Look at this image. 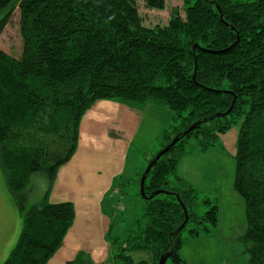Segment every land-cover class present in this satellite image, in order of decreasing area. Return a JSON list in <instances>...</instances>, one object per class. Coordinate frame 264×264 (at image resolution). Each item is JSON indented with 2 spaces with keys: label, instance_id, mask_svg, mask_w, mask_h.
<instances>
[{
  "label": "trees",
  "instance_id": "1",
  "mask_svg": "<svg viewBox=\"0 0 264 264\" xmlns=\"http://www.w3.org/2000/svg\"><path fill=\"white\" fill-rule=\"evenodd\" d=\"M144 2L165 9L166 0ZM5 10L0 37L18 11L23 43L18 59L0 50V163L12 193L22 197L34 174L54 180L76 154L81 122L97 102L168 109L173 122L144 173L146 222L122 243L117 238L114 259L159 264L169 256L184 264L189 224L217 226L219 211L206 202L209 211L197 216V191L178 166L190 140L207 152L240 123L234 188L246 206L242 242L250 244L249 264H264V0H183L184 17L176 9L167 25L151 28L139 0H0ZM75 219L72 203L46 198L25 212L5 264H48ZM68 264L93 262L79 253Z\"/></svg>",
  "mask_w": 264,
  "mask_h": 264
},
{
  "label": "rangeland",
  "instance_id": "2",
  "mask_svg": "<svg viewBox=\"0 0 264 264\" xmlns=\"http://www.w3.org/2000/svg\"><path fill=\"white\" fill-rule=\"evenodd\" d=\"M176 9L184 17L183 0H166L164 10L148 9L144 0H139L140 15L144 25L150 28L167 25ZM5 12L6 10L0 13V20ZM0 50L17 59L22 55L23 43L19 32L18 11L13 14L0 37ZM122 104L115 100L99 101L84 116V139L88 143H95L96 146H108L109 151V147H111L110 155L115 160L114 168L119 164L118 159L121 163L125 160L118 154H126L128 166L123 177L117 179L125 187H122L121 190L113 188L119 190L123 195L120 193L121 198L117 197V200L113 202V211L108 217L109 228L105 225L107 222L104 224L103 218L99 217L97 213L84 218V234L81 233L80 228L73 229V226L68 233L67 246L62 248L63 250H59V252L61 251L59 257L65 258L66 264L74 260L79 253L88 255L93 264L106 263L107 261L106 264H113L115 252L117 253L121 247L116 242L117 238H120L118 241L122 243L127 239L129 231L137 222L143 224L146 222V219L143 218L146 199L142 194V179L148 169V160L151 154L156 156L160 152L158 151L161 148L159 138L173 122V113L168 109L151 111L146 106L141 107V113L137 114V118H134L126 111L125 104H123L125 107ZM239 130L240 123L220 138L219 145L204 153L195 150V142L192 140L187 145L189 154L182 161L191 162L200 167V173L193 174L190 165L185 166L189 178L187 183L198 194L195 213L199 217L204 216L209 211L206 202H210L218 207L219 216L217 226L207 223V228H204V226H197L195 223L189 224L184 232L183 246L180 251L184 264H249L246 249L250 247V244L242 242V238L247 232L246 206L234 188L235 154ZM102 149L96 153L104 152ZM104 153L109 155V153ZM101 166L103 167L102 163ZM137 172L139 173L137 174ZM1 174L0 166V197H6L7 184H3ZM107 176V172L103 173L104 179ZM40 178L41 176L31 178L32 186L29 189L35 188V181ZM88 179L89 182L84 188L89 192L85 193V196L91 198L86 202L94 201L96 204V201L100 202L98 193H100L101 184H104L105 180L97 178L92 180L89 177ZM119 185H117L118 188L121 186ZM36 194H38V188L34 195ZM109 201L110 197H107V203ZM22 225L23 217L21 220L13 206L9 205L6 210L2 211L0 216V264H5L8 261L16 247L22 233ZM197 228H200L199 235L192 237L190 231ZM108 242H111L114 254L112 251L109 254L108 251H105L104 246ZM103 254L104 258L101 259ZM70 256H74L72 260L68 258ZM133 257L136 261L144 258ZM167 264L174 263L169 260Z\"/></svg>",
  "mask_w": 264,
  "mask_h": 264
},
{
  "label": "crops",
  "instance_id": "3",
  "mask_svg": "<svg viewBox=\"0 0 264 264\" xmlns=\"http://www.w3.org/2000/svg\"><path fill=\"white\" fill-rule=\"evenodd\" d=\"M122 106L124 105L122 104ZM125 108L126 111L129 113V115H132L134 118H137L138 117L137 114L141 113L140 109H131L128 106H126ZM146 108H149V110L151 111H154L156 109L163 111V109H160L159 107L154 105H149ZM109 148L110 151L108 149V146H103V145L96 146L95 143L93 142L88 143L84 139V118H83L80 127V141H79L78 150L74 155V157L63 168L59 170L53 181L46 174H41V173L34 174L32 178L34 177L37 178L41 176L40 179L38 180L36 179L35 188L31 187V189H29L30 186H32V182H30V186L28 190L24 193L22 197H18L17 195H15L10 191L7 182V175L5 174V171L1 167V172H2L1 177L2 180L4 181L3 184L5 183L7 184V191L5 195L6 197L3 196L0 197V216L2 215V211L6 210L7 207L11 205L16 209L21 220L23 217V221H24L25 212L31 208L40 207L44 202V200L47 198L48 202L51 204L72 203L74 205L76 212V219L73 225L74 226L73 229L75 227L80 228L79 230L83 234H84V218H87L90 215L93 216L94 213H97L99 217L103 218L102 222L104 224L105 222H107V224L105 225L109 228L110 221L108 217L111 216V213L113 211V207H112L113 202L117 200V197L121 198L120 197L121 192L119 190L123 189L122 187H125L124 185L119 183L117 179L119 177H123V175L127 171V166H128V156L125 157L126 154L123 155L118 154V156L123 157L125 160L121 163L120 159H118L119 164L117 165L116 168H114L113 164L115 160L110 155L112 153V148L111 147ZM101 149L104 150V152L109 153V155H105V153L102 151L99 154L96 153L98 152V150ZM85 156L87 157L88 160L86 159ZM101 163L103 167L101 166ZM187 164L190 165L189 167L191 168L193 174H195L196 172L200 173L199 166H195V164L191 162L189 163L187 161H181L178 166V175L186 183L189 180L185 170V166ZM105 172H107L108 174L106 179H104L103 177V173ZM138 173L139 172H137V174ZM88 177L91 178L92 180H95L96 178L102 179V181L105 180L104 184H101L100 193L95 192L98 193V197H100V202L96 201V204L94 201L86 202L87 199L91 198L89 196H85L89 192L86 188H84V186H86L89 182ZM92 184L93 182L91 183V185ZM117 185H119L120 188H118ZM37 188H38V194L34 195ZM113 188L119 190H115ZM47 193L49 194L48 197H46ZM121 195H123V193H121ZM107 197H110L109 203H107ZM68 239H69V235L66 236L64 240L65 243H63L64 245L62 248L67 246ZM104 248L105 251H108L107 252L108 254L110 251H112L111 244L109 242L105 244ZM60 252L58 251V253L49 261V264H66V260H64L65 258L63 259L62 257H59ZM72 257L74 256H70L68 258L72 260ZM103 258H104V254L102 255L101 259ZM106 263L102 262L101 264H106ZM108 264H112V263H108ZM113 264H119V263L114 262Z\"/></svg>",
  "mask_w": 264,
  "mask_h": 264
},
{
  "label": "water",
  "instance_id": "4",
  "mask_svg": "<svg viewBox=\"0 0 264 264\" xmlns=\"http://www.w3.org/2000/svg\"><path fill=\"white\" fill-rule=\"evenodd\" d=\"M174 144H175V143H174ZM167 152H168V149L162 151V152L157 156L156 159L159 160V159H160L164 154H166ZM152 166H153V163H152L151 165H149V167H148L146 173H148V172L150 171V169L152 168ZM144 183H145V176H144L143 179H142V194H143ZM156 194H159V192L156 193ZM168 258H169V256H167V257L161 259V261H160L159 264H166V262L168 261Z\"/></svg>",
  "mask_w": 264,
  "mask_h": 264
}]
</instances>
